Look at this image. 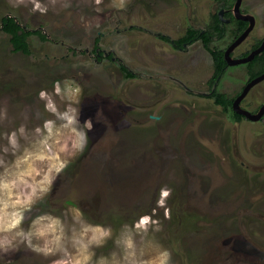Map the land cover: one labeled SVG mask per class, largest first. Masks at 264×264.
Listing matches in <instances>:
<instances>
[{
    "label": "rangeland",
    "instance_id": "obj_1",
    "mask_svg": "<svg viewBox=\"0 0 264 264\" xmlns=\"http://www.w3.org/2000/svg\"><path fill=\"white\" fill-rule=\"evenodd\" d=\"M255 1L252 11L264 18L263 2ZM65 2L70 7H61ZM41 3L48 5L44 15L33 13L30 3L14 8L11 0H0V21L13 16L28 30L40 26L58 41L32 34L27 38L30 51L14 52L0 29V113L7 112V118H0V157L8 162L16 158L2 149L5 135L23 124L26 136L20 143L33 158L21 170L31 179L39 181L57 157L70 163L43 200L25 213L23 227L48 213L70 230L79 209L87 223L113 230V239L94 250L99 257L119 254L116 237L126 225L130 228L140 216L149 215L160 222L161 231L150 229L144 238L145 260L154 254L151 245L158 243L172 252L173 264H264V223L259 222L264 221V118L239 125L211 99L197 96L208 91L210 54L200 42L174 51L156 35L181 36L180 25L189 17L195 27L206 26L216 1L127 0L120 9L114 0H102L101 11L93 0ZM66 45L73 50L67 52ZM93 46L113 50L137 77L126 78L116 60L95 61L83 54ZM246 76V67H229L219 91L233 97ZM55 81L62 88V97L56 98L59 110L75 108L80 127L87 131L86 122L92 125L86 148L75 155L62 151L70 136L66 129H59L46 145L35 132L45 119H55L38 99L39 91L51 92ZM77 85L82 90L78 98ZM248 92L244 106L262 103L264 80ZM38 155L46 158L36 159ZM176 157L182 160L177 163ZM165 188L172 190L170 197L163 196ZM19 194L13 193V199ZM243 203H254L249 210L258 220L248 218ZM179 219L181 226L175 229ZM205 220L211 224L208 230ZM136 239L141 241L140 236ZM69 253L75 255L71 247ZM59 258H43L21 244L0 254V264H52Z\"/></svg>",
    "mask_w": 264,
    "mask_h": 264
},
{
    "label": "clouds",
    "instance_id": "obj_2",
    "mask_svg": "<svg viewBox=\"0 0 264 264\" xmlns=\"http://www.w3.org/2000/svg\"><path fill=\"white\" fill-rule=\"evenodd\" d=\"M11 2L14 8L21 5L27 7L30 3L31 11L41 15L48 11V5L42 4L41 0H27V2L11 0ZM49 2L55 6L57 0H49ZM93 3L97 6L96 10L101 11L98 6L101 5L102 0H93ZM126 3L127 0H118V3L114 0L113 6L123 9ZM61 7L67 8L70 4L62 3ZM81 91L77 85L74 95L78 98ZM60 97H62L61 81L53 83L51 92L45 89L39 91L38 99L43 102L44 111L55 119H45L35 132L43 135L44 139L41 143L46 145L47 140L59 129H66L70 136L63 143L62 151L75 155L86 148L88 132L92 131V125L91 122H86L87 131L81 128L79 112L75 108L70 111L67 108L60 111L56 103V98ZM74 102L79 101L77 99ZM0 118H7L6 110L0 113ZM25 136L26 128L23 124L7 133L5 135L7 144L2 151L5 155L11 154L16 158L8 162L0 157V168L4 169V173L0 174V254L7 255L14 252L22 244L32 253L43 258L60 255L61 258L53 260L52 264H173L172 252L158 243L151 245L155 251L150 259L142 258L146 249L141 245L149 230L161 231L160 222L149 215L140 216L130 228L126 225L113 241L120 249L119 254L112 252L108 256L96 257L94 250L104 247L113 239L112 228L98 223H87L83 220V213L79 209L75 210L73 226L70 230H66L65 223L60 217L48 213L37 215L25 229L23 227L25 213L30 212L39 201L43 200L56 177L70 163L68 159L61 160L57 157L58 162L48 168L39 181H34L30 173L21 170V165L33 158V153L20 143ZM35 158L43 160L46 157L38 155ZM162 191L164 197H170L172 190L165 188ZM16 192L20 194L13 199V193ZM165 215L166 218H170L167 210ZM137 236L141 237V241H137ZM69 247L74 251V256L69 253Z\"/></svg>",
    "mask_w": 264,
    "mask_h": 264
},
{
    "label": "flooded vegetation",
    "instance_id": "obj_3",
    "mask_svg": "<svg viewBox=\"0 0 264 264\" xmlns=\"http://www.w3.org/2000/svg\"><path fill=\"white\" fill-rule=\"evenodd\" d=\"M216 1V12L210 14V21L209 23L202 27V28H197L194 26L193 21L191 20V17H189V19H187L188 22H186V20L183 22L184 26H182V24L180 25V29L183 30V34L179 37H171L170 35L167 34H162V33H157L156 35L158 36V38L165 44H167L172 50L174 51H179V52H183V51H187L189 46L194 45V43L196 42H200L202 44V42L200 40H196L190 43H186V42H182L181 45H179V43H177L176 41H178L180 38H182L183 36H186L188 34H190L192 30H197L200 34L204 33L205 30H208V26L211 24L212 22V17L214 15H217L220 21V26L223 28L222 33H219L220 36L219 37H213L211 39V43L213 44V46H210L211 49H213L214 46H217L214 44L218 42V48L220 50H222L223 52V58L224 61L226 62V69L224 71V73L222 75H218L217 78L213 81H211V77L213 76V66H212V72L210 77L208 78V80L206 81V87H207V92H204L202 94H197V96H201L204 99H211L213 101V99L210 97L212 91L216 90L218 92V85L221 83L220 81L222 80L223 76L227 73V70L229 67H236L241 65L242 67H246V72H247V76L245 79V83L242 84V86L240 87L239 91L237 94H235L232 98V102H231V106L228 108L229 110H223V108L220 106L221 111L223 113H225L226 117L231 120L232 122H236L237 124H242L241 122L243 121H251V122H255L258 119H262L264 118V111L262 113V115L260 117H258V119H254L256 117V114L259 112V110L262 108V106L264 105V101L260 104H257L256 106H244L243 102L244 99L246 98V96L248 95V91L246 92V94L244 95V97L239 100L238 105L239 108L242 110H245L249 113L250 116H245L243 114H240L238 112H236L233 109V101L241 94L242 90L244 89V87L246 86V84L252 80L253 78L249 77L248 74V68L247 64L250 63L251 61H253V59L261 54L264 51L263 50L258 53L255 54L254 57L252 59H250L249 61L245 62V63H238V64H234V65H228L227 64V60L225 57V52L227 49H229V47H231V45L233 44V42L240 37L245 30L251 25V28L249 29L248 33L245 35V37L241 40L240 43H238L237 45L233 46L232 49L229 50V58L230 59H242L247 57L252 51H254L256 48H258L262 42L264 41V18L262 17H258L256 16V14L252 11L254 8V4H256V1L254 2V0H240L239 5H238V9H235V4H236V0H215ZM264 4V0H261ZM186 7H187V11L189 10V6L188 3H186ZM192 9H191V5H190V13H192ZM221 12V15H219V13ZM15 18V17H14ZM17 20V19H16ZM252 22V23H251ZM244 25V26H243ZM22 26V25H21ZM243 26V27H242ZM25 30H27L28 28H26L25 26H22ZM1 29V28H0ZM34 30H39L40 33L42 35L45 36V40L42 41H47V42H51L53 44H56L58 41L54 40L49 34H47L45 32L44 29H42L40 26L37 29H33L30 30L32 32L33 35L38 36L37 34L34 33ZM31 34V35H32ZM39 37V36H38ZM40 39V38H39ZM41 40V39H40ZM247 42H250L249 45L247 46V49L242 50L241 52H238V49L241 47L242 44H245ZM29 43V42H28ZM60 44L64 45L63 41H59ZM258 43V45H257ZM202 47L205 49V47L202 44ZM66 50L67 52L72 51L73 47L70 45H66ZM206 50V49H205ZM30 51V49H29ZM208 52V50H206ZM83 54H88V55H93V60L95 61H100L103 58L108 59V60H116L118 63V66L120 68L121 65L125 66L127 68L128 71L134 73L133 71H131L124 62H122V60L117 57L115 55V53L113 52V50H109V51H104L101 50L100 48H98V46H93L92 49L90 50L91 53L88 52L87 49H83ZM237 52V53H236ZM208 54H210L208 52ZM121 70V69H120ZM264 73V72H263ZM135 74V73H134ZM261 75V74H260ZM259 76V75H257ZM257 76H255L254 78H256ZM134 77H137V75L135 74ZM131 77V78H134ZM126 78H130V77H126ZM264 79L259 80L257 83L262 82ZM256 84V83H255ZM187 86V85H186ZM253 86V85H252ZM192 90V89H190ZM223 93V92H221ZM225 94V93H224ZM214 102V101H213ZM219 106V105H218ZM253 107V108H252ZM150 117H156V116H150ZM158 118V117H156ZM239 124V125H240ZM209 129L213 130L214 127L213 125L208 126ZM208 128L205 126L204 129H206L207 131ZM179 160H182V157H176V162L179 163ZM246 193H242V196L245 197ZM264 200V199H263ZM247 201V199H246ZM254 203H250L248 206L246 203H243L242 207H245L244 210L248 211L247 215L248 218H253V219H257L258 218L255 216V214H252L251 210H249L250 208H252L251 205H253ZM261 212V211H260ZM237 216L240 217V213H236ZM181 219H179L178 221H174V223L176 224L175 229H179V227L181 226ZM204 222H206V224L204 226H206L205 229H209L211 227V224H208L209 222L207 220H205ZM259 222H263L264 221H260ZM208 224V225H207ZM215 224H219L216 223ZM264 227V225H261ZM175 229L173 230L175 232Z\"/></svg>",
    "mask_w": 264,
    "mask_h": 264
},
{
    "label": "trees",
    "instance_id": "obj_4",
    "mask_svg": "<svg viewBox=\"0 0 264 264\" xmlns=\"http://www.w3.org/2000/svg\"><path fill=\"white\" fill-rule=\"evenodd\" d=\"M220 24L218 16L214 15L212 17L211 24L208 26V30H205L204 33L200 34L197 30H192L190 31V34L183 36L176 41L179 45H181L182 42L190 43L196 40H200L202 42L205 49L210 53L212 59L213 76L211 77V81L215 80L218 75H222L227 67L223 58L222 50H220L217 46H214L213 49L209 46L211 39L213 37H219V33H222L223 28ZM0 28L8 35L9 43L11 44L14 52H29V43L27 38L32 34L30 30H25L21 24L10 15L1 17ZM34 33L37 34L41 40H45V36L42 35L39 30H34ZM247 67H249L248 74L250 78H254L257 75L262 74L264 72V51L257 55L253 61L248 63ZM120 69L126 77L131 78L135 76L134 73L128 71L123 65L120 66ZM210 97L213 99L214 103L221 106L223 110H229L228 108L231 106L232 98L227 97L226 94L216 90L212 91Z\"/></svg>",
    "mask_w": 264,
    "mask_h": 264
},
{
    "label": "water",
    "instance_id": "obj_5",
    "mask_svg": "<svg viewBox=\"0 0 264 264\" xmlns=\"http://www.w3.org/2000/svg\"><path fill=\"white\" fill-rule=\"evenodd\" d=\"M239 2L240 0H236V4H235V9H238V5H239ZM219 15H221V12L219 13ZM16 20V18H15ZM17 21V20H16ZM252 23V22H251ZM251 28V25L245 30V32L240 36L238 37L234 42L233 44L231 45V47H229V49L226 50L225 52V57H226V60H227V64L228 65H234V64H238V63H245L247 61H249L250 59H252L254 57L255 54H258L260 53L263 48H264V41L262 42V44L256 48L254 51H252L247 57L245 58H242V59H230L229 58V50L232 49L233 46L237 45L238 43L241 42V40L245 37V35L248 33L249 29ZM264 79V73H262L261 75L257 76L256 78H253L252 80H250L246 86L244 87V89L242 90L241 94L233 101V109L240 113V114H243L245 116H250L249 113L245 110H242L239 108V105H238V102L239 100H241L244 95L246 94V92L250 89V87L252 85H254L255 83H257L259 80H262ZM264 111V105L262 106V108L259 110V112L256 114V117L254 119H258V117H260L262 115ZM252 117V116H250Z\"/></svg>",
    "mask_w": 264,
    "mask_h": 264
}]
</instances>
